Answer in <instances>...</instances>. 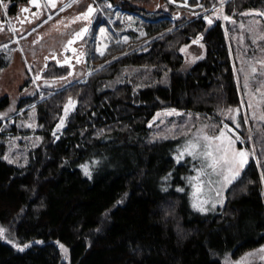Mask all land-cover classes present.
<instances>
[{"label": "trees", "instance_id": "1", "mask_svg": "<svg viewBox=\"0 0 264 264\" xmlns=\"http://www.w3.org/2000/svg\"><path fill=\"white\" fill-rule=\"evenodd\" d=\"M4 1L11 3L8 18L28 0ZM148 1L124 0L120 7L140 15L149 34L168 29L172 11L163 5L150 9ZM226 1L225 15L235 18L264 7V0ZM219 2L204 0L208 9ZM99 16L96 29L107 24ZM211 19V24L205 17L178 20L145 50L40 104L43 140L26 165L4 159L7 145L0 138V264H224L264 245V173L255 159L228 189L224 206L209 217L191 216L184 194L159 195L145 180L158 166L178 164L167 157L174 142L147 138L159 111L213 114L241 104L225 27ZM196 37L205 43L206 55L184 69L181 49ZM13 59L12 52H1L0 72ZM130 65L152 66L160 75L165 67L169 75L144 88L113 85ZM69 100L73 106L65 114ZM7 103L0 100V112ZM108 152L118 156L117 168L97 172L94 160ZM128 153L131 161L122 157Z\"/></svg>", "mask_w": 264, "mask_h": 264}, {"label": "rangeland", "instance_id": "2", "mask_svg": "<svg viewBox=\"0 0 264 264\" xmlns=\"http://www.w3.org/2000/svg\"><path fill=\"white\" fill-rule=\"evenodd\" d=\"M123 1L102 0L100 3L97 1L98 10L95 14L93 25L100 17L99 15L106 19L107 24H103L97 29L96 25L95 27L92 25L93 27H91L86 38L89 62L67 84L53 80L41 81L40 79H35V77L44 72L47 76L51 75V71L57 67L56 63L52 62L47 71H41L46 62L45 55L49 54L50 51H54V49L59 50L61 48L60 43L69 38L73 26L60 30L56 27L62 25L52 26L51 19H48V14L37 19L32 24L29 23L24 15L10 22L9 27L2 26L3 23L0 21V27H4L3 31H0V53L6 51L12 52L14 55L12 64L0 72V100H8L7 107L0 112V134H2L0 138L7 145L3 155L4 159L19 166L28 163L29 152L40 146L43 140L42 133L40 132L43 126L39 119L38 106L55 95L61 88L86 80L89 76L107 68L118 60L134 52L145 50L155 37H162L165 31L172 32L178 20L184 19V22L187 23L200 17H209L214 18L215 22L218 20L222 21L228 43L230 44L241 99L244 101L251 100L254 107L250 109L245 103L240 115L236 117L241 125L239 129L235 128L232 119L225 116L224 113L229 109L240 108L241 104L220 107L213 114L194 111H187L181 114L174 110L179 115L166 116L163 113L172 112L173 109H165L158 112L161 114L159 118H157V113L152 119L147 138L151 142H174L172 145L174 151L172 152L171 147L166 148V151L167 157L174 158L177 162L178 150H183L182 145L189 139H192L193 134L197 133L201 128H204L208 134H211V126L213 124L221 126L222 121L223 124L232 127L241 139L244 140V144L241 145L238 142L236 148L243 147L249 150L248 163L251 158L255 159L256 163L262 167L264 173V122L251 118L253 113L258 118L264 112V103H261L258 107L256 106V100L260 98V93L257 92V85L261 81H264V76L260 75L264 69L261 68L259 63V61L264 60V39L260 38L264 36V16L245 15V13H264V7L249 10L241 15V18L228 16L230 19L224 20L222 17L227 16L224 13L226 0H224L222 5L219 2L210 9L206 8L204 0H186V7L182 6L185 0H176L175 3H171L169 0H149L150 9L163 5L172 11V14L168 15V19L172 20L171 24L167 27L168 29H162L149 34L141 23L143 19L140 15L123 10L120 7ZM75 2L65 4L60 14L73 16L88 8L89 4L95 2V0H77ZM4 4L11 5L9 1H4ZM108 4H111L110 8L107 7ZM198 4L203 7L197 6ZM8 6L6 8L3 6L0 9V20L7 18L6 10ZM232 21H235V23ZM83 25L84 23L78 20L76 26L74 24V29L77 30ZM100 29H105L106 35H101ZM46 30L57 35L53 34L41 45H36L35 41L39 32H45ZM125 37L127 38L126 42ZM206 51V45L199 37L184 45L181 49V53L184 56V69H190L196 62L204 58ZM102 52L103 55H101ZM250 66L257 68L255 74L250 72ZM156 69L155 67L144 65L127 66L112 84L128 82L134 84L137 88H144L155 85L162 80L165 81L168 78L169 70L164 67L160 75L156 72ZM240 69H243V72ZM64 71H67V69H62V72ZM246 78L249 82L248 89L243 88ZM261 92H264V88L261 89ZM246 93H251L252 95H246ZM34 96H37L34 102L29 105H22L26 98L29 99ZM245 113L249 115L247 124L244 123ZM29 125L31 126L29 127ZM169 129H173V131L170 132ZM181 129L187 135L180 134ZM218 130L219 128H217ZM61 132L62 129L59 127L55 131V136L58 137ZM122 157L128 161L132 160V158L129 159V153L122 155ZM117 159L118 156L116 154L108 152L94 160V167L97 172L116 169L118 166ZM133 163L132 161L131 164ZM200 163L199 160H193L192 157L185 155L178 164L169 166L167 169H162L158 166L155 171L151 170L145 178L146 183L159 195L171 193L184 194L191 216H214L224 206L228 189L241 177L248 163L240 170L239 176L235 177L231 183L226 185H211L212 189L220 191L219 196L215 195L214 191H209L208 186L205 185L203 191L197 194L201 200L207 201L202 205L204 211H199L193 206L196 203L194 196L196 194L195 184H189L187 178L196 175ZM181 165H184V168H181ZM217 179L215 176L212 177L214 181ZM201 182H204L203 177L201 178ZM179 189H183V191ZM213 204L215 207H213ZM261 249H264V245L255 246L238 258H226L224 264H264V252H261Z\"/></svg>", "mask_w": 264, "mask_h": 264}, {"label": "snow or ice", "instance_id": "3", "mask_svg": "<svg viewBox=\"0 0 264 264\" xmlns=\"http://www.w3.org/2000/svg\"><path fill=\"white\" fill-rule=\"evenodd\" d=\"M30 2L36 6L37 8L41 7L38 0H30ZM171 3H175L176 0H169ZM224 0H220L221 5L223 4ZM0 6H4L5 8L7 5L4 4V0H0ZM182 6H187V2L185 0L184 4ZM200 7H203L202 5H197ZM43 7H56L55 0H44ZM107 7H111V4H108ZM24 12L29 11V9L25 8L23 9ZM95 10L90 5L86 12L80 14L79 16L75 17L73 20V23L78 20H87L89 16L94 12ZM259 15L264 16V13H245V15ZM33 16H39V13H33ZM224 20H229L230 18L228 16L222 17ZM207 19L208 23L211 24L213 21L209 17H205ZM23 22V21H21ZM235 23V21H232ZM259 23V21H257ZM0 31H3V27H0ZM15 31V29H13ZM88 32L87 27H83L80 31L75 33V36L72 40L68 42V45L66 47H70L72 43L75 42L76 39H83L85 34ZM101 35H106L105 29H100ZM261 39H264V36L260 37ZM127 41V38L125 37V42ZM76 50L73 49V52ZM103 55V52L101 53ZM65 62H68V59L65 58ZM80 62V59L77 58V63ZM261 68L264 69V60L259 61ZM241 72H243V69H240ZM250 72L252 74H255L257 72V68L255 66H250ZM261 76H264V71H261ZM66 78V77H65ZM35 79H40V76L37 75ZM243 88L248 89L249 88V82L246 78L243 83ZM264 88V81H261L260 84L257 85V92L260 93V98L256 100V106L258 107L261 103H264V92H261V89ZM246 95H252L251 93H246ZM245 103L247 104L248 108H253L254 105L251 102V100L248 101H241V107L236 109H229L226 113H224L225 116L232 119L233 124L235 125L236 129L240 128V123L237 121L236 117L240 115L242 108L244 107ZM73 106V101L69 100L68 105L65 106V114H67V111L70 107ZM163 115H179V113H175L173 110L172 112H166L163 113ZM161 116L160 113L157 114V118ZM252 119H259L260 121L264 122V112L261 113V115L257 118L255 113L252 114ZM249 119V115L245 113L244 115V123L247 124ZM63 124V120H61V125ZM31 125H29L30 127ZM151 126V125H150ZM212 133L208 134L204 128H201L198 130L197 133L193 134V138L189 139L185 144L182 145L183 150H178L177 155V162L179 163L185 155L192 157L193 160H199L201 163L198 165V171L195 176L189 177L188 182L189 184H195L196 188V194H194L196 203H194V207H196L199 211H204V208L202 205L206 203V200H201L199 193H201L205 187V185L208 186L209 191H214L215 195L219 196L220 191L216 189H212L211 185L213 184H221L226 185L228 183H231V181L239 176L240 170L248 163V157L250 155L249 150L241 147L236 148V144L239 142L241 145L244 144V140L241 139V137L235 132V130L232 127H229L227 124H223L221 121V126H218L216 124H213L212 126ZM217 128L219 130L217 131ZM169 131H173V129H169ZM180 134L187 135V133L183 132V129H181ZM167 138V137H164ZM254 153V150H253ZM215 176L218 179L212 180V177ZM204 178V182H201V178ZM180 191H183V189H179ZM213 207L215 205L213 204ZM261 252H264V249H261Z\"/></svg>", "mask_w": 264, "mask_h": 264}, {"label": "flooded vegetation", "instance_id": "4", "mask_svg": "<svg viewBox=\"0 0 264 264\" xmlns=\"http://www.w3.org/2000/svg\"><path fill=\"white\" fill-rule=\"evenodd\" d=\"M69 1V2H68ZM77 0H65L62 1L58 4L57 9L52 10L50 7H43L41 6L40 8L37 7H32V8H27L29 9V11L24 12L21 7L24 5L20 6V10L18 11V13L13 16V17H8L4 20H0L3 24L2 26L4 27H9L10 22H12L13 20H17L18 18H21L23 15L26 17V19H28L29 23L32 24L34 23L37 19L41 18V16L43 17L44 15L48 14V19H51L50 21L52 22V26L54 25H62L61 27H56L58 29H65V27L68 26H73L72 27V32L69 34V38L62 41V43H60L61 48L58 50L54 49V51H50L49 54L45 55V60L46 62L44 63V67L41 69L42 72L47 71L48 68L50 67L52 62H55L56 65L60 68L59 70L56 71L55 74H51V75H46L45 72L41 73L40 76V80L41 81H46V80H53V81H57V82H61L64 84H67L68 82L72 81L76 74H78V72L81 69H84L85 66L88 64L89 62V57L87 54L88 51V43L86 41V38L84 40H82L81 42H78L77 44H71L70 47H66V45H68V41L69 39L75 34V32H77L78 30H80L86 23H88L87 20H83L81 19L82 23H84V25L81 28H78L77 30L74 29L76 26V22L73 23V20L75 17L79 16L80 14L86 12L87 8L81 12L76 13L73 16H68V15H64V14H60V12L64 9V5L67 3H73ZM27 3V2H26ZM25 3V4H26ZM95 3V2H94ZM96 4V3H95ZM25 9V8H24ZM52 12V13H49ZM33 13H39V16H33ZM51 17V18H50ZM24 23L26 21H23ZM94 22V21H93ZM75 24V26H74ZM93 25V24H92ZM3 27V28H4ZM93 27V26H92ZM59 30V31H60ZM54 33L50 32L49 30L47 31H42L39 32V35L35 41L36 45H41L48 37H51ZM61 42V41H60ZM75 49L76 51L73 52L72 50ZM57 56L58 57V61L61 63H65L64 66H59L57 59H51ZM65 58L68 59V62H65ZM77 58L80 59V62L77 63ZM48 63V67H46ZM67 69V71L62 72V69ZM66 77V78H65Z\"/></svg>", "mask_w": 264, "mask_h": 264}, {"label": "water", "instance_id": "5", "mask_svg": "<svg viewBox=\"0 0 264 264\" xmlns=\"http://www.w3.org/2000/svg\"><path fill=\"white\" fill-rule=\"evenodd\" d=\"M62 1H65V0H55V3H56V7L55 8H52V7H50L52 10H55V9H57V6H58V4L60 3V2H62ZM38 2L40 3V5L41 6H43V4H44V0H38ZM92 6V8L95 10L90 16H89V18L87 19V21H88V23H86L83 27H87L88 28V32L85 34V36H84V38L83 39H76L75 40V42L74 43H72L73 45L74 44H77L78 42H81L82 40H84L87 36H88V34H89V32H90V30H91V27H92V24H93V21H94V17H95V14L97 13V10H98V7H97V5L94 3V2H92V3H90L89 4V6ZM32 7H36V6H34L31 2H30V0H28L27 1V3L26 4H24L22 7H21V9L23 10L24 8H32ZM40 8V7H39ZM88 9V8H87ZM87 11V10H86ZM82 27V28H83ZM81 28V29H82ZM80 29V30H81ZM80 30H78V31H80ZM77 31V32H78ZM76 33V32H75ZM74 36H75V34L69 39V41L70 40H72L73 38H74ZM68 41V42H69ZM73 51V50H72ZM51 59H57V62H58V65L59 66H64L65 65V63H61V62H59L58 61V57L57 56H55V57H53V58H50V60ZM46 67H48V63H47V65H46Z\"/></svg>", "mask_w": 264, "mask_h": 264}, {"label": "bare ground", "instance_id": "6", "mask_svg": "<svg viewBox=\"0 0 264 264\" xmlns=\"http://www.w3.org/2000/svg\"><path fill=\"white\" fill-rule=\"evenodd\" d=\"M75 3H76V2H75ZM78 3H79V1H78ZM78 3H77V4H78ZM41 17H42V16H41ZM51 21H52V20H51ZM39 22H40V21H39ZM46 24H47V22H46ZM75 24H76V23H75ZM36 26H37V25H36ZM43 26H44V25H43ZM33 27H34V26H33ZM60 27H61V26H60ZM41 29H42V28H41ZM28 30H29V29H28ZM38 30H39V29H38ZM36 31H37V30H36ZM54 34L57 35L56 33H54ZM57 38H58V37H57ZM58 39H59V38H58ZM61 40H62V39H61ZM117 47H118V46H117ZM114 49H115V48H114ZM116 52H117V51H116ZM93 53H94V52H93ZM93 55H94V54H93ZM115 56H116V55H115ZM119 58H120V57H119ZM93 59H94V58H93ZM88 60H89V59H88ZM95 63H96V62H95ZM113 64H114V63H113ZM93 65H94V64H93ZM97 65H99V64H97ZM97 65H96V66H97ZM130 66H131V65H130ZM140 67H141V66H140ZM93 68H94V67H93ZM100 68H101V67H100ZM128 68H129V67H128ZM88 78H89V77H88ZM88 78H87V79H88ZM119 79H120V78H119ZM119 79H118V80H119ZM121 79H122V78H121ZM120 82H121V80H120ZM115 84H116V83H115ZM2 121H3V120H2ZM12 124H13V123H12ZM150 124H151V123H150ZM147 135H148V134H147Z\"/></svg>", "mask_w": 264, "mask_h": 264}]
</instances>
